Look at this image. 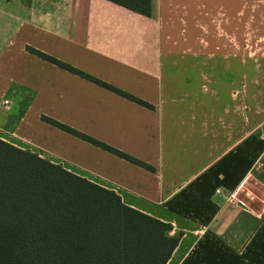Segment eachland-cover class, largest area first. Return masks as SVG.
<instances>
[{"label": "crops", "instance_id": "0c3cea01", "mask_svg": "<svg viewBox=\"0 0 264 264\" xmlns=\"http://www.w3.org/2000/svg\"><path fill=\"white\" fill-rule=\"evenodd\" d=\"M248 2L151 0L143 16L107 0H0V140L169 224L180 239L166 264H264V199L241 201L253 214L227 202L264 188V12ZM246 218L260 224L235 249Z\"/></svg>", "mask_w": 264, "mask_h": 264}, {"label": "trees", "instance_id": "16d2710c", "mask_svg": "<svg viewBox=\"0 0 264 264\" xmlns=\"http://www.w3.org/2000/svg\"><path fill=\"white\" fill-rule=\"evenodd\" d=\"M107 1L143 16L151 14V0ZM46 120L103 150L145 166ZM259 224H253V231ZM171 230L169 224L125 206L113 191L0 140V264H166L180 239V235L170 237Z\"/></svg>", "mask_w": 264, "mask_h": 264}, {"label": "rangeland", "instance_id": "374dc122", "mask_svg": "<svg viewBox=\"0 0 264 264\" xmlns=\"http://www.w3.org/2000/svg\"><path fill=\"white\" fill-rule=\"evenodd\" d=\"M24 3L32 4H48L52 0H22ZM248 4H251V12H264V0H248ZM220 12H244L245 0H219ZM247 4V1H246ZM248 190H244L243 193L238 194V199H240L247 206L253 205L254 202H259L264 199V188L253 182L252 186H247ZM249 191V192H248ZM250 201V202H249ZM249 204V205H248ZM260 217L257 218V220ZM243 219L235 227L234 233L232 234L229 243L235 248L240 249L248 238L249 232L253 229V221H248ZM254 220H256L254 218Z\"/></svg>", "mask_w": 264, "mask_h": 264}, {"label": "built area", "instance_id": "2783aa9c", "mask_svg": "<svg viewBox=\"0 0 264 264\" xmlns=\"http://www.w3.org/2000/svg\"><path fill=\"white\" fill-rule=\"evenodd\" d=\"M4 104L7 105L8 102L4 101ZM227 202H228V206L231 210L237 209V210H241L245 213L248 214H253V212L248 209L242 202L240 199H238V193H231L230 195H228L227 198ZM258 218V217H257Z\"/></svg>", "mask_w": 264, "mask_h": 264}]
</instances>
